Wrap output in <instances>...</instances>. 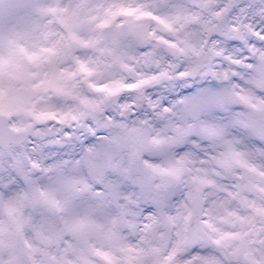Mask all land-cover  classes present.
I'll use <instances>...</instances> for the list:
<instances>
[{
	"label": "rangeland",
	"instance_id": "obj_1",
	"mask_svg": "<svg viewBox=\"0 0 264 264\" xmlns=\"http://www.w3.org/2000/svg\"><path fill=\"white\" fill-rule=\"evenodd\" d=\"M252 3L0 0V111L33 129L0 146V264H264V177L238 168L264 175V15ZM208 61L216 80L185 74ZM126 67L147 85L114 103Z\"/></svg>",
	"mask_w": 264,
	"mask_h": 264
},
{
	"label": "water",
	"instance_id": "obj_2",
	"mask_svg": "<svg viewBox=\"0 0 264 264\" xmlns=\"http://www.w3.org/2000/svg\"><path fill=\"white\" fill-rule=\"evenodd\" d=\"M235 34V39H241L240 28L237 27L232 30ZM167 50L172 55H180L183 57H189L186 52H179L178 49L172 45L171 43L167 44ZM205 67V65H198L191 71L189 74L193 77H196L198 73ZM210 75L213 79L216 78L215 74L213 73L212 68L209 69ZM126 74L131 79H139L140 75L137 73L135 69L132 67H127L125 69ZM143 84L138 83L131 86H124V90L133 91L137 90L138 93H143ZM121 95V91L113 93L111 99L114 103H118L119 98ZM57 122L64 124L65 122L61 119H56ZM11 115L9 113L0 112V146L4 149H9L12 146H19L25 143L30 135L33 133V129L31 127H24L20 129H13L10 126ZM239 169L241 170L242 174L246 177L251 179L254 182H260L263 179V173L257 169L251 168L245 164H240ZM161 187L165 190L173 189L178 182L177 175L171 172L163 173L159 176ZM190 212L188 214L187 219V230L192 236H197L199 233L202 232V218L204 214L205 208V199L204 193L202 188H197L193 194L190 195L188 199ZM14 246L16 251L20 256H25V245L23 237L21 236L20 231H16L14 233Z\"/></svg>",
	"mask_w": 264,
	"mask_h": 264
},
{
	"label": "flooded vegetation",
	"instance_id": "obj_3",
	"mask_svg": "<svg viewBox=\"0 0 264 264\" xmlns=\"http://www.w3.org/2000/svg\"><path fill=\"white\" fill-rule=\"evenodd\" d=\"M257 3L260 4L261 7H262V8H260L258 11H260V12H261L260 15L263 16V15H264V0H254V4H253V3H252V4H253V6H254V5H256ZM254 7H255V6H254ZM243 14H244V13H243ZM243 14L240 15L241 18H244V17H245V15H243ZM254 14L257 15V11H256V10H254ZM239 25L242 27V30L244 31L245 29L243 28V25H241V24H239Z\"/></svg>",
	"mask_w": 264,
	"mask_h": 264
}]
</instances>
